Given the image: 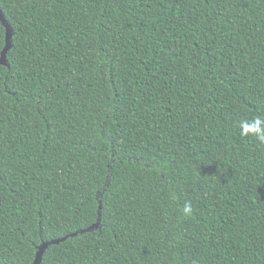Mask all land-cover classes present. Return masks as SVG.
Listing matches in <instances>:
<instances>
[{
    "label": "trees",
    "instance_id": "trees-1",
    "mask_svg": "<svg viewBox=\"0 0 264 264\" xmlns=\"http://www.w3.org/2000/svg\"><path fill=\"white\" fill-rule=\"evenodd\" d=\"M0 10V264H264V0Z\"/></svg>",
    "mask_w": 264,
    "mask_h": 264
},
{
    "label": "water",
    "instance_id": "water-1",
    "mask_svg": "<svg viewBox=\"0 0 264 264\" xmlns=\"http://www.w3.org/2000/svg\"><path fill=\"white\" fill-rule=\"evenodd\" d=\"M0 22L3 24V26L6 29V46L3 49L2 53H1V57H0V66H4V67H8V58L7 55L9 53V51L12 49V37H13V29L11 28V26L7 23L3 12L0 10ZM66 240V238L64 239H60V240H52L50 242L44 243L40 248L39 251L37 253V257L35 259L34 264H41L42 263V259H43V255L45 253V251L53 245H59L61 243H63Z\"/></svg>",
    "mask_w": 264,
    "mask_h": 264
},
{
    "label": "clouds",
    "instance_id": "clouds-1",
    "mask_svg": "<svg viewBox=\"0 0 264 264\" xmlns=\"http://www.w3.org/2000/svg\"><path fill=\"white\" fill-rule=\"evenodd\" d=\"M259 129H260V124H259V122H258L256 131H259ZM261 138L264 139V136H262ZM189 210H190V209H189Z\"/></svg>",
    "mask_w": 264,
    "mask_h": 264
}]
</instances>
